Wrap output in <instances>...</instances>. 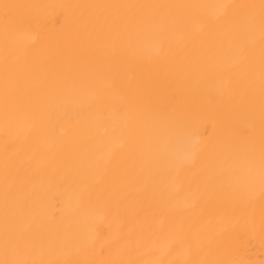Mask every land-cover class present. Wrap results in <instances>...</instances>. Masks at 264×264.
I'll list each match as a JSON object with an SVG mask.
<instances>
[{
    "label": "bare ground",
    "instance_id": "6f19581e",
    "mask_svg": "<svg viewBox=\"0 0 264 264\" xmlns=\"http://www.w3.org/2000/svg\"><path fill=\"white\" fill-rule=\"evenodd\" d=\"M0 264H264V0H0Z\"/></svg>",
    "mask_w": 264,
    "mask_h": 264
}]
</instances>
